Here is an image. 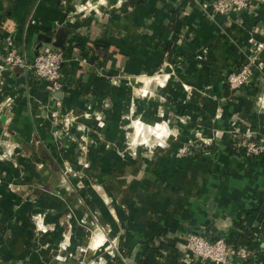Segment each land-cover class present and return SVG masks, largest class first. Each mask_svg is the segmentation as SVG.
I'll use <instances>...</instances> for the list:
<instances>
[{
  "label": "crops",
  "instance_id": "crops-1",
  "mask_svg": "<svg viewBox=\"0 0 264 264\" xmlns=\"http://www.w3.org/2000/svg\"><path fill=\"white\" fill-rule=\"evenodd\" d=\"M85 3L90 11H80ZM8 35L30 62L58 47L67 59L58 98L31 72L0 67V174H22L27 185L22 198L5 193L3 264H142L147 240L177 248L176 233L224 237L264 219V156L235 157L224 148L235 130L264 133V0H253L244 14L211 18L192 0L136 7L127 0H0V55ZM256 44L263 45L262 69L253 85L228 90L226 74ZM53 99L78 118L65 134L50 121ZM140 123L155 140L158 130L168 133L164 149L155 144L145 158L140 149L125 154ZM195 131L214 133L216 146L176 154ZM79 161L92 163L102 196L90 194L104 208L101 218L118 228L117 258L93 254L104 234L91 233L83 208L77 215V205L60 195L58 175L71 173L66 164L77 174ZM33 213L45 229L38 235Z\"/></svg>",
  "mask_w": 264,
  "mask_h": 264
},
{
  "label": "built area",
  "instance_id": "built-area-1",
  "mask_svg": "<svg viewBox=\"0 0 264 264\" xmlns=\"http://www.w3.org/2000/svg\"><path fill=\"white\" fill-rule=\"evenodd\" d=\"M192 2L199 6L204 15L211 18L216 15L244 14L251 7L253 0H192ZM79 9L80 11H90L92 5L85 3L80 5ZM2 43L3 52L0 55L2 69H19L23 72H31L37 81L45 84L46 90L51 96L62 92L65 85L63 65L67 59L65 50L49 48L38 53L30 62L23 48L16 44L10 35L4 36ZM262 48V44H256L253 48H249V54L244 57L245 63L226 74L225 85L228 90L239 91L253 85L254 71L262 69L261 63L258 61V54ZM96 61L93 64V69L102 76V68H96ZM110 81L113 84L117 83L115 78H110ZM53 100V108L48 114L50 121L58 132L65 134L78 118L64 111L59 99ZM199 141L201 142V139ZM206 141L203 143L206 142L207 147H213L216 143L215 134L213 133ZM209 143L211 144L209 145ZM229 143L234 148L232 155L235 157L259 159L264 156V133L254 134L253 132L235 130L232 132V139L228 140ZM201 151L204 152V149ZM254 229L256 232L247 236V241L238 244L233 241L227 242L226 238L208 241L200 235L176 233L179 255L177 263L264 264V219L259 217L253 226L245 227L243 231Z\"/></svg>",
  "mask_w": 264,
  "mask_h": 264
},
{
  "label": "rangeland",
  "instance_id": "rangeland-1",
  "mask_svg": "<svg viewBox=\"0 0 264 264\" xmlns=\"http://www.w3.org/2000/svg\"><path fill=\"white\" fill-rule=\"evenodd\" d=\"M225 83V82H224ZM226 86V85H225ZM134 122V121H133ZM132 122V124H133ZM136 124V122H134ZM140 126V127H139ZM142 127V128H141ZM136 128L143 129L144 130L140 132H137ZM136 128L134 127L132 131L129 133V145L128 147H124L125 154H132V151H135L140 149L141 155L143 158L144 156H149V154L155 153V144H159L161 147L165 146V140H166V131H158L160 135L157 140L154 139V133L155 131H151V129L144 127L143 125L137 124ZM135 131V132H134ZM168 134V133H167ZM171 134L175 135V132H172ZM146 135V136H144ZM212 132L209 136H204L201 132H192V136H190L189 140L186 141L176 152V154L183 156V155H193L195 153L201 152V149H204V152H208V148L205 143L208 138L212 136ZM177 136V135H176ZM145 137V138H144ZM201 139V142L199 141ZM203 141H206L203 143ZM138 144H141L138 146ZM202 144V145H201ZM211 143H209L210 145ZM201 146V148H200ZM216 146L215 144L213 147ZM158 147L156 150H158ZM165 147H162L161 149H164ZM81 152L85 153V148L83 147L80 149ZM160 151V150H158ZM138 155V154H137ZM92 163H88L86 161H79L76 165V168H73L77 171V174H71L72 168L70 169L68 165H65L64 172L70 171V174H59V183H60V191H61V197L62 199L68 203L69 201L72 202V204L77 205L78 214L81 212L80 208H83V211L87 213V219H90L87 224H90V229L92 230L91 233L93 234H99L103 233L105 236V241H103L102 245L95 249L94 255L101 254L107 256H111L113 258H117L119 255V247L121 246V243L119 241V238L117 235V229H113L111 226V223L109 222V219L101 218V212H103L104 208H102V204L98 200H94V197L90 194L96 191V194H101L99 196H102V188L97 185V180L95 174H89V171L92 168ZM78 167V168H77ZM88 171L87 173H83L84 171ZM94 175V176H93ZM24 182V175L18 174V176L14 175H8V174H0V211L4 212L5 208L3 209L2 206H4V197H6V194L9 196H15L18 198H22L24 196L23 190L26 191L27 185L23 183ZM37 185V184H36ZM39 187V185L37 186ZM93 189L95 191H93ZM27 192V191H26ZM27 194V193H26ZM97 194V195H98ZM91 195V199H90ZM103 198V197H102ZM109 198L105 197V200H103L102 203L106 205V207H113V202L111 200H108ZM6 212V211H5ZM10 212V211H9ZM9 212H6L9 216ZM110 217L113 220V217L115 215V211L113 212L112 209H110ZM34 214V213H33ZM12 217V216H11ZM30 220L33 222V228H34V234L38 235L42 233L45 229H40L38 226L41 220L40 214H34L32 216H29ZM115 218V217H114ZM84 222V220H82ZM45 232V231H44ZM120 232H122L120 230ZM209 237V236H208ZM69 242L65 241L61 243V246L66 249L69 247ZM0 246V252L1 248ZM63 249V250H64ZM17 250H20V246L17 248ZM110 257V258H111ZM0 264H3L2 259H0Z\"/></svg>",
  "mask_w": 264,
  "mask_h": 264
},
{
  "label": "trees",
  "instance_id": "trees-1",
  "mask_svg": "<svg viewBox=\"0 0 264 264\" xmlns=\"http://www.w3.org/2000/svg\"><path fill=\"white\" fill-rule=\"evenodd\" d=\"M148 0H127V4L129 7H136L138 5H143ZM63 50L62 47H58ZM242 62L237 66H241L245 63L244 58H242ZM257 71H254V77L257 76ZM225 82V81H224ZM225 84V83H224ZM228 89V88H227ZM226 89V91H227ZM213 149V147H209L208 150ZM230 154L234 152V148L232 147V144H226L225 148ZM202 152V151H201ZM236 228H239V226H235ZM241 229V228H240ZM256 232V230H249V231H243L240 234L231 233L228 236H215V237H208L207 234L201 233V232H194L193 234L200 235L207 239L208 241H213L217 238H226L227 242L233 241L234 243H243L247 241L246 237L250 236L252 233ZM163 234V233H162ZM161 235V234H160ZM162 236V235H161ZM153 240H147L145 242V248L142 252L143 261L142 264H178V250L175 247L174 243L170 240H160L157 242V244L154 246ZM163 256V257H162ZM176 262V263H175Z\"/></svg>",
  "mask_w": 264,
  "mask_h": 264
},
{
  "label": "bare ground",
  "instance_id": "bare-ground-1",
  "mask_svg": "<svg viewBox=\"0 0 264 264\" xmlns=\"http://www.w3.org/2000/svg\"><path fill=\"white\" fill-rule=\"evenodd\" d=\"M140 125H141V123H140ZM139 127H140V126H139ZM144 127H145V126H144ZM148 127H149V126H148ZM155 127H156V126H155ZM162 127H163V126H162ZM162 127H161V128H162ZM141 128H142V127H141ZM144 129H145V128H143L142 130H144ZM136 130H137V132H140V134H141V131H142L141 129L137 128ZM158 131H159V130H158ZM134 132H135V131H134ZM157 135L160 136L161 134L157 133ZM157 135H155V136H157ZM144 136H146V135H144ZM144 138H145V137H144Z\"/></svg>",
  "mask_w": 264,
  "mask_h": 264
},
{
  "label": "water",
  "instance_id": "water-1",
  "mask_svg": "<svg viewBox=\"0 0 264 264\" xmlns=\"http://www.w3.org/2000/svg\"><path fill=\"white\" fill-rule=\"evenodd\" d=\"M59 95H60L59 93H56L54 96L58 98V97H59ZM213 241H214V240H213Z\"/></svg>",
  "mask_w": 264,
  "mask_h": 264
}]
</instances>
